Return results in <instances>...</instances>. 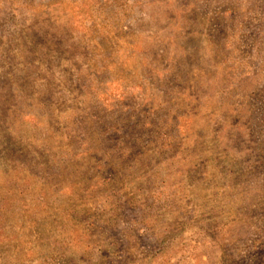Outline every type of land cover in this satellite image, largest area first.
Listing matches in <instances>:
<instances>
[{"label": "rangeland", "instance_id": "374dc122", "mask_svg": "<svg viewBox=\"0 0 264 264\" xmlns=\"http://www.w3.org/2000/svg\"><path fill=\"white\" fill-rule=\"evenodd\" d=\"M116 122L112 178L7 172ZM15 183L52 207L0 201V264H264V0H0V200Z\"/></svg>", "mask_w": 264, "mask_h": 264}, {"label": "trees", "instance_id": "16d2710c", "mask_svg": "<svg viewBox=\"0 0 264 264\" xmlns=\"http://www.w3.org/2000/svg\"><path fill=\"white\" fill-rule=\"evenodd\" d=\"M108 113H114L115 109L108 107L106 110ZM142 128H151L152 125L148 124L146 126H141ZM120 125L118 122L112 124H108L107 128L103 130L100 133V136L97 138V141H92L89 146L84 147V145L88 141L82 142V148L84 149V153L80 151H74L72 157H64L66 161H68L67 165L62 166V170L60 172H56L52 174L50 170L47 168V159L43 163L37 162V163H29L26 161H22L17 157L13 164L11 165L13 170L7 171V172H14L15 175L12 177H16L17 180H21L24 182V179L26 176L22 177V173L28 172V177H32L33 179L41 180L44 183V187L50 186L54 184V187H57L56 190L60 187H64L67 182H74V178L83 174L84 167L90 169V167L93 166L94 169H96L99 173L100 171L106 172L107 176H110L111 178L114 176L111 174L112 171L119 169L123 165H126V161L131 159L133 157L131 149H122L119 141L112 140V139H105L104 135L107 136V134L112 130L115 133L120 132ZM135 144V147H138V144H136L135 141H133ZM92 145V146H91ZM81 146V144H77L76 148ZM80 154L84 155L85 160L80 161L81 166L76 167L75 158L78 157ZM96 162V165L94 164ZM91 165V166H90ZM43 166V167H41ZM108 170H112L109 171ZM21 178V179H20ZM11 180H14L11 178ZM54 180V181H53ZM116 179L108 180L107 183L115 182ZM25 183V182H24ZM98 183V181H97ZM95 183L94 185H96ZM29 182L25 183L21 186L23 190H26L29 187ZM16 183L13 185H10L8 187L9 194L4 195V198H2L0 201L2 203L1 210L3 212V217L12 215L13 213L17 212L20 208H27L31 210L35 209H51V199L54 195H52V192L49 191L47 193H42V204H38L36 207H32V205H25L22 203L23 199L22 196L28 195L27 192H21L20 187H16ZM60 186V187H59ZM55 191V192H57ZM11 196V197H10ZM12 198V199H7Z\"/></svg>", "mask_w": 264, "mask_h": 264}]
</instances>
